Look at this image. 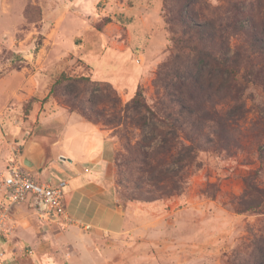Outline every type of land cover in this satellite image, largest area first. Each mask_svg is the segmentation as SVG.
I'll return each mask as SVG.
<instances>
[{
	"label": "rangeland",
	"instance_id": "rangeland-1",
	"mask_svg": "<svg viewBox=\"0 0 264 264\" xmlns=\"http://www.w3.org/2000/svg\"><path fill=\"white\" fill-rule=\"evenodd\" d=\"M227 8L228 0H197L196 20L200 23L217 20ZM75 9L78 4L74 0H0V185L12 161L18 155L23 158L33 141L41 138L50 143L55 141L63 128V124L54 120L58 108L82 116L77 107H69L70 100L62 96L60 88L56 95L48 97L62 72L91 79L90 83L78 86L84 91L80 99L89 114L90 104L99 103L109 93L105 85L108 83L120 104L114 109L101 102L98 107L105 110L103 120L112 124L97 125L109 135L105 158L115 170L119 203L135 214L134 219L130 216L128 226L138 233L126 237L128 244L122 247L107 244L105 239L88 258L78 246H73V238L66 236L67 232L63 231L62 239L60 233L52 235L54 230L44 229L35 211L18 206L11 209V214L16 215L14 237L5 240L0 236V264L10 261L34 264L35 255L40 260L49 257L59 264H246L250 257L257 256L255 242L264 235V214L238 212L248 199L244 178L254 175L261 166L258 146L264 144V89L255 84L247 89L244 117L239 122L243 133L240 148L201 152L200 167H187L178 177L181 193L131 201L117 185L116 162L125 151L121 137L125 133L133 145L141 140L142 133L151 137L153 119L149 115V124L142 130L143 117L133 113L125 119L122 108L140 89L148 106L154 107L159 102L161 94L155 79L160 68L178 53L172 39L184 37V29L170 22L168 16L172 15L173 7L170 2L166 6L165 0H102L96 9L85 11L87 31L69 37L76 43L74 53L58 61L48 44L43 49L42 46L45 39L56 38L55 22L66 14L65 24L80 29L78 23L73 26ZM44 12L49 14L46 26L42 21ZM106 18L111 22L102 27ZM68 31L60 33L59 39L68 38ZM240 43L238 37L231 39L233 49ZM40 52L42 58L37 65L35 58ZM23 68L29 69L27 78L33 76L36 91L25 86L26 77L20 75ZM94 68L103 70L100 79ZM191 72L199 77L196 81L203 93L205 88L213 92L222 90L221 77L211 80L204 65L200 70L177 71L179 84L184 85ZM215 103L217 108L229 107L220 98ZM262 168L256 182L264 187V165ZM4 201L0 188V206ZM31 225L41 228V232L34 234L28 230L19 235ZM69 226L72 225L63 229L69 230ZM13 244L18 246L12 249Z\"/></svg>",
	"mask_w": 264,
	"mask_h": 264
},
{
	"label": "trees",
	"instance_id": "trees-1",
	"mask_svg": "<svg viewBox=\"0 0 264 264\" xmlns=\"http://www.w3.org/2000/svg\"><path fill=\"white\" fill-rule=\"evenodd\" d=\"M168 2L173 7L172 15L168 16L170 22L174 21L184 29V37L172 39L178 53L160 68L155 79L160 100L154 107L148 106L141 98L140 89L134 99L122 108L125 119L133 113L143 117L142 130L149 124L148 116L153 119L151 137L142 133L141 140L134 145L124 132L121 137L125 151L116 162L117 185L131 201H149L181 193L178 177L187 167H200L201 152L210 149L229 152L240 148L243 133L239 122L244 117L247 89L250 84L264 89V0H228L225 13L207 23L196 20L197 0H165L166 6ZM110 22L111 19L106 18L102 27ZM235 37L241 43L233 49L231 39ZM202 65L211 80L221 77V91L205 88L203 93L200 83L197 85L199 77L193 72L185 77V86L179 84L177 71L200 70ZM84 82L90 83L91 79L62 72L48 97L56 95L60 88L62 96L70 100L71 109L77 107L81 115L92 123L111 125L103 120L105 110L99 109L98 105L104 102L115 109L120 104L116 92L105 83L109 93L99 103L90 104L89 114L80 99L84 91L78 87L84 86ZM216 98L225 101L224 105L229 107L217 108ZM35 100L31 99L28 105ZM158 141L160 145L156 146ZM186 141L188 145L184 144ZM258 153L260 168L254 175L244 178L248 199L238 210L241 214H264V187L256 182L263 170L264 144L258 146ZM150 194L156 196L150 198ZM255 244L257 256L250 257L246 264H264V235Z\"/></svg>",
	"mask_w": 264,
	"mask_h": 264
},
{
	"label": "crops",
	"instance_id": "crops-1",
	"mask_svg": "<svg viewBox=\"0 0 264 264\" xmlns=\"http://www.w3.org/2000/svg\"><path fill=\"white\" fill-rule=\"evenodd\" d=\"M74 1L78 4V9L74 10L76 12L73 14V26L78 23L81 25L80 29L77 30V27H70L68 23L65 24L68 18L66 14L60 22H55L53 31H56V38L52 40L53 42L45 39L42 46L43 49L48 44L51 47L48 49L56 52L55 56L59 58L58 61L68 54L74 53L76 43L71 42L69 37L71 35L76 36L78 31H80V34L87 31L88 22L86 20L88 18L85 19L84 17L85 11L96 9L98 3L102 0ZM48 16L49 14L47 15L44 12L42 21H44L45 26L48 22ZM66 29L69 30L68 38L64 36L59 39L60 33L64 34ZM41 58L42 54L40 52L35 58L37 65H39ZM94 69V73L100 79L104 75L103 70L101 71L100 68ZM28 71V68H23L20 75L26 77L25 86L34 92L37 89L33 88L35 86L33 76L27 78ZM15 91L16 86L13 85L12 92ZM58 109L60 110L56 111L54 120L63 124V128L55 141L50 143L46 138L33 141L26 148L22 159L27 158L34 175L39 181L51 184L66 182L65 202L69 217L76 223L91 226V231L82 232L77 224L69 226V230H64L63 228L66 227H64L63 220L57 216L38 217V220L44 229L54 230L51 233L52 235L62 234L61 239L64 237L63 231L67 232L66 236L73 238V246H78L83 254L86 253V257H91L94 247H97V244H101L105 239H107V244L111 243L114 246L120 245L122 247L124 244H128L126 237L138 233V231L128 226L130 216L134 219L135 214L132 210H126L119 203L115 187V170L113 165L107 162L105 158L107 144L110 140L109 135L99 125L88 121L84 117L76 113H69L62 108ZM32 203L33 199L30 198L19 207L27 206L33 212L35 211L37 215ZM12 217L16 219L14 213ZM28 230L29 233L34 234L41 232V228H34L31 225L30 229L21 230L19 235L21 236L23 232ZM16 246L18 244H13L12 249ZM33 262L34 264H59L58 261H54L49 257L40 260L37 255L34 256ZM9 264H12V261Z\"/></svg>",
	"mask_w": 264,
	"mask_h": 264
},
{
	"label": "built area",
	"instance_id": "built-area-1",
	"mask_svg": "<svg viewBox=\"0 0 264 264\" xmlns=\"http://www.w3.org/2000/svg\"><path fill=\"white\" fill-rule=\"evenodd\" d=\"M0 188L5 199L0 206V236L5 240L13 238L16 231L11 209L26 203L30 198L40 217L57 216L65 225L77 224L85 231L91 229V226L76 223L69 217L65 202L66 182L51 184L39 181L33 171L23 166V159L19 155L4 173Z\"/></svg>",
	"mask_w": 264,
	"mask_h": 264
},
{
	"label": "water",
	"instance_id": "water-1",
	"mask_svg": "<svg viewBox=\"0 0 264 264\" xmlns=\"http://www.w3.org/2000/svg\"><path fill=\"white\" fill-rule=\"evenodd\" d=\"M23 166L32 171V167L29 165L27 158L23 159Z\"/></svg>",
	"mask_w": 264,
	"mask_h": 264
}]
</instances>
